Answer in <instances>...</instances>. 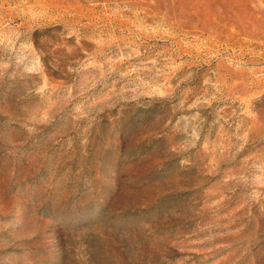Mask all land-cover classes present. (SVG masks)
<instances>
[{
	"label": "rangeland",
	"instance_id": "obj_1",
	"mask_svg": "<svg viewBox=\"0 0 264 264\" xmlns=\"http://www.w3.org/2000/svg\"><path fill=\"white\" fill-rule=\"evenodd\" d=\"M0 264H264V0H0Z\"/></svg>",
	"mask_w": 264,
	"mask_h": 264
}]
</instances>
